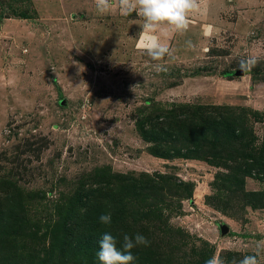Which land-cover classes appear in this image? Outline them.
Returning <instances> with one entry per match:
<instances>
[{
	"label": "rangeland",
	"instance_id": "374dc122",
	"mask_svg": "<svg viewBox=\"0 0 264 264\" xmlns=\"http://www.w3.org/2000/svg\"><path fill=\"white\" fill-rule=\"evenodd\" d=\"M225 2L200 6L183 35L159 34L172 55L157 73L135 12L0 0V190L14 186L28 226L0 246V264H100L99 247L58 256L65 218L90 205L73 227L106 209L118 249L123 233L150 241L133 264L253 254L264 240V0Z\"/></svg>",
	"mask_w": 264,
	"mask_h": 264
},
{
	"label": "clouds",
	"instance_id": "9594fccd",
	"mask_svg": "<svg viewBox=\"0 0 264 264\" xmlns=\"http://www.w3.org/2000/svg\"><path fill=\"white\" fill-rule=\"evenodd\" d=\"M201 0H95L98 14L104 15L118 8L123 16H129L134 12L143 18L140 35L144 37L143 48L146 54L155 61L151 67L157 73L166 72L163 61L172 55L167 42L161 40L159 34L170 33L185 34L191 24V16L200 12ZM191 47V42H186ZM251 61L240 62V70L244 71L251 65ZM138 86V85H137ZM101 224L110 226L111 213H105L99 217ZM122 249L117 247V239L110 233L103 234L99 241L97 258L100 264H133L136 257L132 254L134 248L150 245V241L137 233L130 236L122 234ZM264 262V240L257 241L252 255H245L242 259L226 260L219 252L205 261V264H262Z\"/></svg>",
	"mask_w": 264,
	"mask_h": 264
},
{
	"label": "trees",
	"instance_id": "16d2710c",
	"mask_svg": "<svg viewBox=\"0 0 264 264\" xmlns=\"http://www.w3.org/2000/svg\"><path fill=\"white\" fill-rule=\"evenodd\" d=\"M163 121L161 120L159 123L161 124ZM259 169L260 167L253 163L247 164L246 168L249 171ZM5 188L0 190V246L16 244L15 241L25 237V232L28 229L21 198L18 196L14 186L5 183ZM15 192L16 196L14 195ZM95 207L97 205H90L81 214H74L72 212L67 215L65 218L67 231L62 235L61 247L58 253L60 258L71 261L80 254H93V250L99 247V241L106 232H110L115 238L119 237L116 227L114 228L113 221L110 226H105L99 221L101 215L109 212L106 209L103 212L98 211L100 213L96 214L90 223H84L82 229L78 230L73 227L72 221L74 217L87 216L91 211H95L93 209ZM111 216L113 217L112 213ZM0 254H3V250Z\"/></svg>",
	"mask_w": 264,
	"mask_h": 264
},
{
	"label": "crops",
	"instance_id": "0c3cea01",
	"mask_svg": "<svg viewBox=\"0 0 264 264\" xmlns=\"http://www.w3.org/2000/svg\"><path fill=\"white\" fill-rule=\"evenodd\" d=\"M218 1H221L222 3H226L225 0H201L200 6L207 8L209 6L211 8H214L216 6L215 4L218 3Z\"/></svg>",
	"mask_w": 264,
	"mask_h": 264
},
{
	"label": "water",
	"instance_id": "95a60500",
	"mask_svg": "<svg viewBox=\"0 0 264 264\" xmlns=\"http://www.w3.org/2000/svg\"><path fill=\"white\" fill-rule=\"evenodd\" d=\"M223 231H224V229H223Z\"/></svg>",
	"mask_w": 264,
	"mask_h": 264
}]
</instances>
